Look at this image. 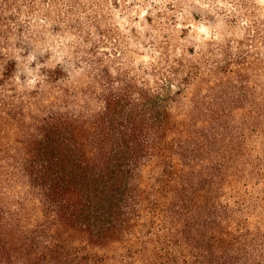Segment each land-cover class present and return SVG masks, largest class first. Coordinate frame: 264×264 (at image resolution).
<instances>
[{
    "label": "trees",
    "instance_id": "obj_1",
    "mask_svg": "<svg viewBox=\"0 0 264 264\" xmlns=\"http://www.w3.org/2000/svg\"><path fill=\"white\" fill-rule=\"evenodd\" d=\"M12 1L0 0V52L23 45ZM94 65L98 82L45 66L28 89L0 53V264H264L219 202L234 154L214 128L189 134L166 86Z\"/></svg>",
    "mask_w": 264,
    "mask_h": 264
},
{
    "label": "rangeland",
    "instance_id": "obj_2",
    "mask_svg": "<svg viewBox=\"0 0 264 264\" xmlns=\"http://www.w3.org/2000/svg\"><path fill=\"white\" fill-rule=\"evenodd\" d=\"M10 6L18 22L11 28L22 30L23 45L0 53L19 64L15 84L31 89L41 68L62 65L78 70L77 83L92 72V84L99 64L114 78L166 86L175 100L173 121L189 134L214 128L219 145L234 154L219 202L236 210L264 245V0H13ZM35 63L42 64L36 71ZM187 75L188 85L178 87ZM170 77L178 80L172 86Z\"/></svg>",
    "mask_w": 264,
    "mask_h": 264
}]
</instances>
